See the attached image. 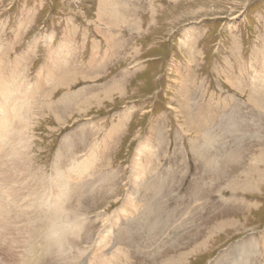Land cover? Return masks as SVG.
<instances>
[{
	"label": "rangeland",
	"instance_id": "1",
	"mask_svg": "<svg viewBox=\"0 0 264 264\" xmlns=\"http://www.w3.org/2000/svg\"><path fill=\"white\" fill-rule=\"evenodd\" d=\"M0 89V213L64 173L66 263L264 264V0H0Z\"/></svg>",
	"mask_w": 264,
	"mask_h": 264
},
{
	"label": "bare ground",
	"instance_id": "2",
	"mask_svg": "<svg viewBox=\"0 0 264 264\" xmlns=\"http://www.w3.org/2000/svg\"><path fill=\"white\" fill-rule=\"evenodd\" d=\"M60 50L62 51V49ZM59 83L63 84V80H61ZM0 93L3 94V89H0ZM1 101L5 104L9 103L6 99H3ZM3 105L4 104H0V109L3 107ZM22 115L23 114H18L16 118L20 117L19 120H25V115L23 119L21 118ZM9 122H10L9 117L6 116L4 118L3 127L4 128L9 127ZM20 122L19 123L14 122L13 131L11 132L12 135L10 138L9 147H8V142L6 141L7 138L1 133V128H0V140L6 142L4 150L1 148L0 151V176L2 178H5L6 182L14 180V185L21 187V186H25L26 183L24 182L21 183L19 182V180L15 181V179L24 178L29 173L32 166L30 165L31 164L30 138L29 136H27L26 144L24 145L22 137L25 135L27 129L26 130L23 128L20 129V124H22V122L21 123ZM26 125L28 124L26 123ZM7 148H8V152H7ZM64 175H65L64 173H61L59 177H56V179L53 180V182L58 181L56 184L59 185V189H60L59 192L60 198L57 199L54 205H52L53 204L52 198L47 199L48 196V189H47L45 190V192H43V190L40 191V193L43 192L41 202L39 205V207L41 208H38L36 211L33 209L31 200H29L30 196H24L23 197L24 201L21 202L19 211H12L11 209H7L4 213H0V241L3 243L0 246H11L12 243L14 242L15 236L20 233L28 234L30 241L34 239L37 240V238H40L38 234L41 233L40 235L43 234L44 237L43 240L39 239V241L43 248V254L47 255L50 254L51 251H53L52 249L55 250L56 254L54 255L57 258L56 260L55 259L52 260L53 261L52 264H64V263L68 264V262L67 263L65 262V258H71V259L74 258L70 254L73 251H75V249H73L70 246V243H65L66 239L68 238L67 237L68 234L66 235V230L64 227L65 209L67 208L66 206H64V200L62 199L64 197V186H63ZM57 192L58 189H55V191L52 190L50 192V195L56 196ZM34 213H36L35 216ZM53 214L55 215L57 214L58 216L55 217L53 216ZM68 231L79 235L80 229L79 227L71 226L70 229H68ZM29 248L32 249L31 246ZM41 257L42 256L39 255L37 258H32V257L27 258V256L25 255L24 258H17L16 253L13 252L11 249L7 248L6 251L3 253V258H0V264H50L49 261L42 260ZM78 258L80 257L78 256ZM98 260L94 258V260L89 264H93V262H96Z\"/></svg>",
	"mask_w": 264,
	"mask_h": 264
}]
</instances>
